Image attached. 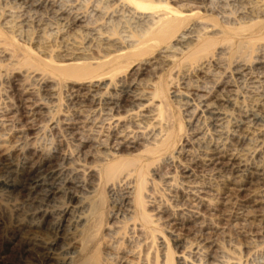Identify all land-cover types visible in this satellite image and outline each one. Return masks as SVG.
I'll return each mask as SVG.
<instances>
[{
  "label": "rangeland",
  "instance_id": "1",
  "mask_svg": "<svg viewBox=\"0 0 264 264\" xmlns=\"http://www.w3.org/2000/svg\"><path fill=\"white\" fill-rule=\"evenodd\" d=\"M151 1L194 13L167 58L127 0H0V264H74V242L87 264H264V208L245 223L247 192L221 204L251 172L264 189V0ZM210 144L245 167L207 164ZM105 167L135 173L100 182Z\"/></svg>",
  "mask_w": 264,
  "mask_h": 264
},
{
  "label": "bare ground",
  "instance_id": "2",
  "mask_svg": "<svg viewBox=\"0 0 264 264\" xmlns=\"http://www.w3.org/2000/svg\"><path fill=\"white\" fill-rule=\"evenodd\" d=\"M196 1V0H195ZM198 1V0H197ZM127 2H129L128 4H131L134 8V10L136 12H140V13H143L144 14H147V15H144L148 21H150V26L148 25L147 26V29L145 30V32L142 34V37L141 38H149L150 40H152L155 44H156V49L157 50H160L159 53L162 55L164 52H166V50H170L172 49V44L171 42H174L177 43L176 41L179 42V40H182V36L185 35L184 32H187L186 31V28L183 24L184 22H188L186 20L190 18H192L194 16V13L192 12V10H187L186 12H188L187 14L185 15H180V16H177L175 15L174 13H171L172 11H164V12H155L154 9H155V6L153 5V3L155 2H152L151 0H127ZM255 2V1H254ZM192 3V2H191ZM199 3V2H198ZM203 3V2H202ZM158 4V3H157ZM215 4V3H214ZM218 4V3H217ZM159 5V4H158ZM198 5V4H197ZM187 6V5H186ZM189 6V5H188ZM263 6V5H262ZM58 7V6H57ZM163 7V6H162ZM161 7V8H162ZM184 7V6H182ZM198 7V6H197ZM211 7V6H210ZM192 8V7H191ZM158 9V7H157ZM194 9V8H193ZM156 10V9H155ZM159 10V9H158ZM161 10V9H160ZM169 10V9H168ZM183 12V10H182ZM177 14V12H176ZM142 15V14H141ZM15 16V15H14ZM76 17V16H75ZM14 18V17H13ZM142 18V17H141ZM31 20V19H29ZM145 20V19H144ZM194 20V19H193ZM63 21V20H62ZM38 22V21H37ZM32 23V22H31ZM144 23V22H143ZM40 24V23H39ZM70 24V23H69ZM189 24V22L187 23ZM196 25V24H195ZM198 27V26H197ZM191 29V28H190ZM196 29V28H195ZM198 29V28H197ZM21 31V30H20ZM189 31V29H188ZM62 33V32H61ZM50 34V33H49ZM56 34V33H55ZM44 35V34H43ZM42 35V36H43ZM189 35V34H187ZM47 36V35H46ZM186 37V36H185ZM182 38V39H181ZM189 38V37H187ZM186 39V38H185ZM210 40V38H208V41ZM182 42V41H180ZM155 49V50H156ZM172 51V50H170ZM169 52V51H168ZM173 52V51H172ZM158 54V53H157ZM165 54V53H164ZM163 58L164 55H162ZM161 56V57H162ZM167 58V57H166ZM169 61V60H168ZM243 69V68H242ZM53 70L57 71L58 74H61V75H64L65 77L67 78H73L76 80H85V79H89V80H92V79H97L100 78L101 76L100 75H94L93 76V73L90 72L92 69H90L89 66H83V67H78L76 64H67V65H64V66H60V67H55ZM81 72H85L83 75L81 74ZM100 76V77H99ZM93 85V84H92ZM225 88V87H224ZM25 90V89H24ZM128 94V93H127ZM217 95V94H216ZM263 95V94H262ZM207 96V95H206ZM76 97V96H75ZM121 97V95H120ZM261 98V97H260ZM221 100V99H220ZM225 102V101H224ZM203 104V103H202ZM211 104V103H210ZM214 104V103H213ZM212 105H207L206 106V109H207V112L208 113V116L211 115V116H220L221 115V110L219 111V108L217 106L214 107ZM35 105V103H34ZM38 106V105H37ZM35 106V108L37 107ZM221 106V105H220ZM33 108V109H35ZM38 108V107H37ZM261 111V110H260ZM264 111V110H263ZM262 111V112H263ZM32 113V112H31ZM13 114V113H12ZM26 114V113H25ZM204 114V113H203ZM39 115V114H38ZM252 115V114H251ZM222 116V115H221ZM208 118V117H207ZM214 118V117H213ZM221 117H219V120H220ZM254 118L255 121H264V113L263 115L261 116H257L256 114L252 117ZM215 119V118H214ZM208 120V119H207ZM212 120V119H211ZM218 121V118L216 119ZM249 122V121H248ZM30 123V122H29ZM258 123V122H257ZM241 124V122H240ZM247 124V123H246ZM244 124V132L248 134V130L250 129L251 125L249 124ZM236 125V124H235ZM264 126V125H263ZM261 127V125H260ZM258 126L257 129H255L256 133H261L262 132V129ZM2 128V127H1ZM236 128V127H234ZM237 128H239L237 126ZM254 127H252L253 129ZM24 129V128H23ZM235 130V129H234ZM19 131V130H18ZM254 131V129H253ZM238 132V130H237ZM73 134V133H72ZM121 134V133H120ZM233 134V135H232ZM240 134V133H239ZM251 134V133H250ZM238 135V134H237ZM241 135V134H240ZM258 135V134H257ZM120 136V135H119ZM227 136V135H226ZM231 136L235 137L236 134H234V132L231 133ZM238 137V136H237ZM245 137V136H244ZM243 137V138H244ZM22 138V137H21ZM121 138V137H120ZM163 138V137H162ZM248 139V138H246ZM125 140V139H124ZM156 140V138L154 139ZM158 140V139H157ZM160 140V139H159ZM250 140V139H248ZM122 142H125L122 140ZM129 142V141H128ZM209 142V141H208ZM132 143V141H131ZM130 143V144H131ZM121 144V142H120ZM216 144V143H215ZM113 145V144H112ZM119 146V144H118ZM153 148H150L149 150L145 151V153H148L150 154V162H153L155 158H163V157H169L171 154V142L169 140V138L165 137L164 139H162L160 142H158L156 145L153 144ZM127 147V146H126ZM203 150H202V153H203V160H205V162H208L207 164H211V163H214L215 166H217L218 168L217 169H221V168H225L226 166L227 167H234L236 168V170H239L240 168H243L245 167V164H244V159L242 160V158L238 155H225L224 152L222 153L221 151V146H217V145H204V147H202ZM170 154V155H169ZM223 158H227L226 161H228L227 164H224L222 162H220ZM172 159V158H171ZM262 160V159H261ZM171 161V160H170ZM33 164V163H32ZM41 164V163H40ZM166 164V163H165ZM34 166V165H33ZM225 166V167H224ZM213 168V167H212ZM231 168V169H232ZM251 168V167H250ZM228 169V168H227ZM212 170V169H211ZM242 171H245L242 169ZM240 171V172H242ZM254 171V170H253ZM223 172V171H222ZM97 173V172H96ZM99 173V171H98ZM135 172L134 171H131V172H128V173H121L119 172V170H116V169H110L108 167H105L103 168V171L100 170V173L98 174L99 175V180L101 182V180L103 179L104 182H108L110 181L109 179H111V184H121V182H126L128 184V181L130 180L131 177H133ZM207 173V172H206ZM250 173V172H249ZM95 174V173H94ZM98 175L95 174V176L98 178ZM133 175V176H132ZM239 175V174H238ZM157 176V175H156ZM188 176V175H187ZM237 176V175H236ZM240 176V175H239ZM95 177V178H96ZM241 177V176H240ZM243 177V176H242ZM35 179V178H34ZM46 179V178H45ZM98 180V179H97ZM233 180V179H232ZM262 178L260 176V174H258V172L254 171V172H251L250 173V176L247 177V178H242L240 181H236V182H233L234 184H231L230 185L232 187H228L229 189L227 190L226 192V197L223 199V201L221 202L222 206H229L234 195L238 194V193H241V192H247L248 195L247 197H250L248 199L247 203L248 205L244 206L246 209L244 210V212L238 214V217L243 221V222H249L248 220L249 219H252L253 216H261L262 214L260 213V209L261 208H264V189L262 187H260V182H261ZM42 181V180H41ZM228 181V180H227ZM184 182V181H183ZM39 183V182H38ZM59 183V182H58ZM122 183V184H123ZM42 184V183H41ZM48 184V183H47ZM100 184V183H99ZM112 186V185H111ZM133 186V185H132ZM131 186V187H132ZM263 186V185H262ZM129 187V186H128ZM28 188V187H27ZM134 188V187H133ZM142 189L141 186L137 187L136 190H137V194H136V201L138 203V192ZM109 190V189H108ZM49 192V191H48ZM136 192V191H135ZM185 192V191H184ZM187 192V191H186ZM185 192V193H186ZM190 193V192H189ZM225 193V192H224ZM132 194V195H131ZM131 196H133V193L131 191ZM195 194V193H194ZM246 194V193H245ZM129 195V194H128ZM192 195V194H191ZM241 195V194H240ZM245 196V195H244ZM239 197V196H238ZM134 198V197H133ZM200 198V197H199ZM240 198V197H239ZM242 198V197H241ZM129 199V198H128ZM135 199V198H134ZM191 199V198H190ZM201 199V198H200ZM203 199V198H202ZM243 200V199H242ZM245 200V199H244ZM202 201V200H200ZM205 201V200H204ZM203 201V202H204ZM209 201V200H208ZM235 201V200H234ZM240 201V200H239ZM193 202V201H192ZM218 202V201H216ZM233 203V202H232ZM231 203V204H232ZM132 204V203H131ZM202 204V203H201ZM204 204V203H203ZM202 204V205H203ZM135 205V204H134ZM98 208V206H96ZM136 207V206H135ZM176 207V206H175ZM206 207V206H205ZM197 208V207H196ZM238 208V207H237ZM182 209V208H181ZM191 209V208H190ZM213 209V208H212ZM126 210V209H125ZM219 210V209H218ZM192 211V209H191ZM195 211V210H194ZM193 211V212H194ZM225 211V210H224ZM227 211V210H226ZM231 212V211H230ZM201 214V213H200ZM196 215V214H195ZM237 215V214H236ZM202 216V215H201ZM79 218V217H78ZM232 218V217H231ZM263 218V217H262ZM172 219V218H171ZM235 219V218H234ZM80 220V218H79ZM198 220V219H197ZM202 220V219H201ZM208 220V219H207ZM237 220V219H236ZM255 220V219H254ZM257 221V220H256ZM84 222V221H83ZM228 222V221H227ZM252 222V221H251ZM229 223V222H228ZM174 224V223H173ZM255 224V222H254ZM253 225V223H252ZM248 226V225H247ZM246 226V227H247ZM88 229V228H87ZM198 229V228H197ZM236 229V228H235ZM194 234V233H193ZM22 238V237H21ZM90 238V236L88 237ZM86 238V239H88ZM91 239V238H90ZM75 240V239H74ZM89 240V239H88ZM87 240V242H88ZM86 241V240H85ZM91 241V240H90ZM89 241V242H90ZM86 243L83 244H80V243H77V242H74L72 243V248H73V251L74 253H77L79 254V260H77L76 258V262L74 264H87V260L91 257V254L93 253V251L90 253V250L89 247L85 246ZM190 246V245H189ZM93 247V246H91ZM47 249V248H46ZM193 254V253H192ZM196 254V253H195ZM53 255V254H51ZM57 256V255H56ZM59 256H57V258L51 256L49 258H51V260H53L52 263L54 264H60V263H63V261H61L59 258ZM48 258V259H49ZM75 258V257H74ZM70 259V257H69ZM74 260V259H73ZM218 262V261H217ZM220 262V261H219ZM223 262V261H222ZM181 263V262H180ZM179 263V264H180ZM65 264V263H64ZM184 264V263H183ZM216 264H219V263H216Z\"/></svg>",
  "mask_w": 264,
  "mask_h": 264
}]
</instances>
